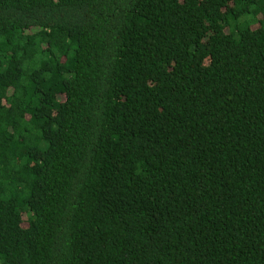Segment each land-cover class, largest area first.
Masks as SVG:
<instances>
[{
	"label": "trees",
	"instance_id": "16d2710c",
	"mask_svg": "<svg viewBox=\"0 0 264 264\" xmlns=\"http://www.w3.org/2000/svg\"><path fill=\"white\" fill-rule=\"evenodd\" d=\"M0 264H264V0H0Z\"/></svg>",
	"mask_w": 264,
	"mask_h": 264
}]
</instances>
